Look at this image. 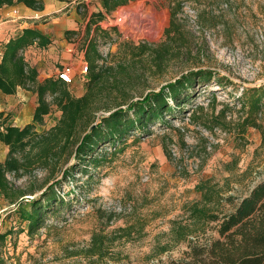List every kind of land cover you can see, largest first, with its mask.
<instances>
[{
  "label": "rangeland",
  "instance_id": "374dc122",
  "mask_svg": "<svg viewBox=\"0 0 264 264\" xmlns=\"http://www.w3.org/2000/svg\"><path fill=\"white\" fill-rule=\"evenodd\" d=\"M39 1L41 10L22 3L5 6L19 16L22 28L35 27L49 39L45 47L34 44L23 52L37 69L38 79L56 78L62 67L70 66L72 79L67 86L74 96L84 92L86 73L80 72V66L86 62L89 41L95 43L104 62L131 64L136 97L197 68H210L227 80L223 86L214 80L195 85L196 95L179 109L169 101L172 116L149 125V134L130 135L114 151H108L112 150L109 145L100 148L97 153L106 154L87 173L71 154L53 171L32 167L18 179L9 174V181L25 190L26 204L61 178L66 166L74 177L57 185L63 208L46 213L44 225L32 235L25 222L18 225L16 203L0 196V229L22 230L8 236L3 264H166L183 258L187 242L171 241L172 222L184 219V206L199 200L198 184H222L228 177L234 187L230 192L244 195L264 180V146L258 130L248 127L240 140L231 131L215 130L212 137L216 141L206 149L208 139L202 129L186 119L195 104H206L212 95L219 103L238 106L243 87L264 84V0L179 5L181 0H112L109 6L102 0ZM173 8L175 28L168 39L165 30ZM28 91L23 99L0 93V124L23 127L32 123L37 98ZM59 115L53 106L41 123L36 122L33 132L48 129ZM180 120L184 131L178 129ZM185 146L199 164L196 171L179 170L170 155L171 148L180 154ZM7 150L0 141V161ZM112 212L114 217L107 221ZM103 224L108 247L102 258L89 257L86 248L91 235ZM119 227H127L129 233L117 237L122 234L117 233ZM208 233L214 235L211 230Z\"/></svg>",
  "mask_w": 264,
  "mask_h": 264
},
{
  "label": "trees",
  "instance_id": "16d2710c",
  "mask_svg": "<svg viewBox=\"0 0 264 264\" xmlns=\"http://www.w3.org/2000/svg\"><path fill=\"white\" fill-rule=\"evenodd\" d=\"M102 1L109 6L112 0ZM202 1L181 0L177 3L198 4ZM13 3H22L34 10L43 7L39 0H0V8ZM171 14L170 25L165 30L168 39L175 28L174 8ZM48 43L49 39L39 29L24 27L3 42L0 50V92L12 94L21 87L34 92L37 98L32 123L23 127L0 124V141L8 147L5 158L0 161V196L9 203H16L14 213L18 217V225L25 222L29 235L44 225L46 213H55L63 208L65 202L58 195L57 185L74 175L66 166L61 171V178L49 183L26 204L23 198L25 190L11 183L9 174L18 179L32 167L53 171L71 154L78 164L83 163L80 164L84 167L81 171L87 173L88 167H98L106 154L104 151L97 153L100 148L109 145L112 150L108 151H114L117 144H124L130 135L149 134V125L162 121L166 115L172 116L174 108L169 101L179 109L196 95L193 92L195 85H206L214 80L216 85L223 86L227 80L210 68H197L157 90L146 91L136 97L133 90L136 78L131 64L104 62L95 43L89 41L85 47L88 70L84 92L74 96L67 83L57 77L40 81L37 69L24 57L23 52L28 46L45 47ZM153 65L157 66L158 61L154 60ZM218 103L212 95L206 104H195L186 117L188 123L209 131L216 127L231 131L238 140L243 139L246 129L251 127L258 130L264 146V84L243 87L238 106L221 102L216 108ZM53 106L60 111L56 122L46 130L33 132L36 122L41 123L42 117ZM179 122L178 129L184 131L181 120ZM232 189L234 187L228 177L222 184L207 181L197 185L199 200L185 205L184 219L173 221L171 228V241L187 242L188 250L183 258L166 264H264V180L244 195L230 192ZM226 205L228 209H225ZM114 215V212L108 214L107 221H111ZM104 228L105 224L100 225L98 231L91 235L87 256H104L109 243ZM19 231L21 228L0 229V264L4 263L8 236ZM117 231L122 232L117 237L129 233L127 227H119Z\"/></svg>",
  "mask_w": 264,
  "mask_h": 264
},
{
  "label": "built area",
  "instance_id": "2783aa9c",
  "mask_svg": "<svg viewBox=\"0 0 264 264\" xmlns=\"http://www.w3.org/2000/svg\"><path fill=\"white\" fill-rule=\"evenodd\" d=\"M88 70V65L85 61L81 63L80 66V72L81 73H87ZM57 78L61 79L65 83H70L72 79V68L70 66H64L62 67L61 70H59L56 73ZM215 130H219L220 132L222 129L220 128H214L212 131L202 129L201 132L202 134L208 139L206 141V149H210V144L216 140L213 139L212 137V132ZM225 133V131H223ZM170 155L172 159L176 162L177 168L179 170H186L188 172H193L196 171L199 168V164L195 159H192L189 157V151L185 146V149L182 150V152L179 154L178 150L173 147L170 150Z\"/></svg>",
  "mask_w": 264,
  "mask_h": 264
},
{
  "label": "crops",
  "instance_id": "0c3cea01",
  "mask_svg": "<svg viewBox=\"0 0 264 264\" xmlns=\"http://www.w3.org/2000/svg\"><path fill=\"white\" fill-rule=\"evenodd\" d=\"M11 8L12 7L10 6H2L0 8V50H1V44L3 42H5L11 36H14L18 31L22 29L21 24L17 21L19 16L13 15ZM18 8L23 11L21 6H18ZM28 93H29L28 90L19 87L16 89L14 93L6 94V95L18 94L23 99L24 95H28Z\"/></svg>",
  "mask_w": 264,
  "mask_h": 264
},
{
  "label": "bare ground",
  "instance_id": "6f19581e",
  "mask_svg": "<svg viewBox=\"0 0 264 264\" xmlns=\"http://www.w3.org/2000/svg\"><path fill=\"white\" fill-rule=\"evenodd\" d=\"M132 13V12H131ZM133 21V20H132ZM125 22H127V21H125Z\"/></svg>",
  "mask_w": 264,
  "mask_h": 264
}]
</instances>
